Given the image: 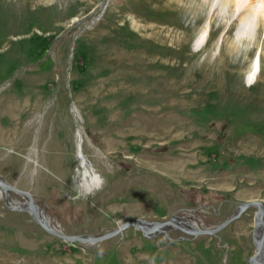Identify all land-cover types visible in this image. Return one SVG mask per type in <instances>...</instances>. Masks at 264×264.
I'll list each match as a JSON object with an SVG mask.
<instances>
[{
	"label": "rangeland",
	"instance_id": "1",
	"mask_svg": "<svg viewBox=\"0 0 264 264\" xmlns=\"http://www.w3.org/2000/svg\"><path fill=\"white\" fill-rule=\"evenodd\" d=\"M214 1L0 0V177L67 234L171 215L211 227L264 203V23L248 47L242 15ZM79 131L101 178L89 191ZM254 213L212 236L129 227L86 244L0 198V264H247Z\"/></svg>",
	"mask_w": 264,
	"mask_h": 264
},
{
	"label": "water",
	"instance_id": "2",
	"mask_svg": "<svg viewBox=\"0 0 264 264\" xmlns=\"http://www.w3.org/2000/svg\"><path fill=\"white\" fill-rule=\"evenodd\" d=\"M10 194L20 196L23 201L12 203ZM0 198H2L5 206L13 210L26 211L31 219L37 223L48 234L55 236L66 242H79V243H97L105 239L111 238L123 230L132 227L142 233L145 238H152L163 234L164 236L171 238L167 234V228L173 227L174 229L183 233L181 239H185L188 236L190 239L201 235H215L221 229H223L230 222L238 218L248 207H255L254 213V226L252 229V243L254 245V252L247 257V264H264V203L259 199L247 200L241 202L231 213L230 216L221 220L218 224L211 227H197L192 223L191 227H186L178 223V219L175 215L170 216L163 221H149L142 218L129 219L123 221L117 227L100 234H67L61 229L51 224L49 219L44 215L43 211L38 206L36 199L32 193L27 190H23L8 183L2 177H0ZM188 221L187 219H185ZM258 230H261V236L257 237Z\"/></svg>",
	"mask_w": 264,
	"mask_h": 264
},
{
	"label": "bare ground",
	"instance_id": "3",
	"mask_svg": "<svg viewBox=\"0 0 264 264\" xmlns=\"http://www.w3.org/2000/svg\"><path fill=\"white\" fill-rule=\"evenodd\" d=\"M211 4V2H210ZM215 6H218L222 9L224 13L229 15L232 11L233 16L241 17V27L237 31L236 38L238 41L247 39V46H253L254 42L256 40V34L257 30L259 29V26L264 23V0H247L246 2L244 0H215L212 6V9H214ZM204 29L201 35L199 36L197 40V46L200 48L205 41V38L207 36L208 30ZM242 42V41H240ZM247 50V49H246ZM251 50V49H250ZM249 51V50H248ZM252 51V50H251ZM249 51V53L251 52ZM253 52V51H252ZM251 55V54H250ZM252 62L250 65V71L248 73V82L251 83V81L255 80V77L257 75V71L261 66L262 58L261 54L257 53V55L252 58ZM262 67V66H261ZM82 131L78 132L79 137V143H78V158H79V164L83 175V187L86 188V191L92 190L93 188H97L100 185L101 178L99 175L94 173V167L93 165L87 161L85 155L82 152V142H83V136ZM12 203H15L12 201ZM178 223L185 225L186 227H193L189 221L186 220H180L185 218H179ZM51 223V222H50ZM258 236H261V230H258L257 232Z\"/></svg>",
	"mask_w": 264,
	"mask_h": 264
},
{
	"label": "flooded vegetation",
	"instance_id": "4",
	"mask_svg": "<svg viewBox=\"0 0 264 264\" xmlns=\"http://www.w3.org/2000/svg\"><path fill=\"white\" fill-rule=\"evenodd\" d=\"M168 230H176V229H174L173 227H168V228H167V231H168Z\"/></svg>",
	"mask_w": 264,
	"mask_h": 264
},
{
	"label": "crops",
	"instance_id": "5",
	"mask_svg": "<svg viewBox=\"0 0 264 264\" xmlns=\"http://www.w3.org/2000/svg\"><path fill=\"white\" fill-rule=\"evenodd\" d=\"M161 246H159V248H160Z\"/></svg>",
	"mask_w": 264,
	"mask_h": 264
}]
</instances>
